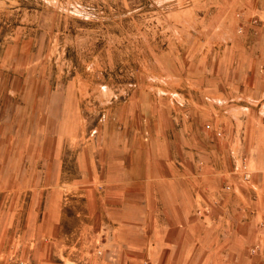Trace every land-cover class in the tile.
Here are the masks:
<instances>
[{"label":"rangeland","instance_id":"rangeland-1","mask_svg":"<svg viewBox=\"0 0 264 264\" xmlns=\"http://www.w3.org/2000/svg\"><path fill=\"white\" fill-rule=\"evenodd\" d=\"M245 30L261 45L264 0H0V264H165L112 245L101 181L112 157L129 156L105 151L100 132L115 112L176 91L195 101L185 107L211 102L240 148L217 151L230 187L218 184L202 244L166 264H225L239 238L264 242L262 197L238 194L264 191V71L217 102Z\"/></svg>","mask_w":264,"mask_h":264},{"label":"crops","instance_id":"crops-1","mask_svg":"<svg viewBox=\"0 0 264 264\" xmlns=\"http://www.w3.org/2000/svg\"><path fill=\"white\" fill-rule=\"evenodd\" d=\"M263 38L260 45L252 30L231 38L223 68L234 74L224 81V99L217 102L246 93L249 72L264 71ZM168 61L166 57L165 62ZM165 68L171 70L167 65ZM160 96L159 106L152 101L142 102V109L140 106L138 110L129 109L124 118L123 113L115 112L102 126L103 149L119 155L121 151L127 152L129 158L112 157L106 170L109 173L101 181L100 196L105 201L106 223L115 251L119 247L134 248L127 250L135 254L146 251L151 260L166 264L173 262L179 247L202 244L200 230L215 206L218 184L230 181L225 168H218L217 151L223 157L226 151L229 158L234 144L240 148V143L231 138L227 119L219 118L220 113L211 102L202 99L198 100L199 105L185 107L183 102L195 101L178 91L167 95L166 101L161 99L164 95ZM204 98L210 99L209 95ZM233 164L235 171L236 161ZM240 179L245 180L242 176L235 180L241 186ZM258 185L259 188L243 187L235 192L239 196L254 193L256 198H264V191ZM225 187L229 188L230 184L226 183ZM262 198L260 205L264 211ZM240 203L237 213L244 209ZM191 234L192 237L184 236ZM226 238L211 237L208 245L221 244ZM232 246L230 243V249ZM209 256L215 261L214 253ZM224 262L264 264V242L250 245L239 238L234 259L229 257Z\"/></svg>","mask_w":264,"mask_h":264}]
</instances>
